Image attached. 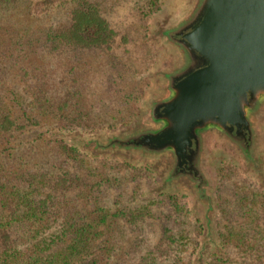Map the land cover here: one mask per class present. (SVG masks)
<instances>
[{"label":"trees","instance_id":"16d2710c","mask_svg":"<svg viewBox=\"0 0 264 264\" xmlns=\"http://www.w3.org/2000/svg\"><path fill=\"white\" fill-rule=\"evenodd\" d=\"M111 1L67 0L64 10L59 3L36 15L33 0H16L22 12L0 21V264H264V182L255 176L233 181L237 221L231 200L220 199L227 221L212 227L216 246L200 260L207 228L200 218L189 222L188 196L160 191L141 202L127 193L150 176L146 166L109 160L94 170L93 158L65 138L17 142L19 130L36 124L95 130L135 118L144 92L135 63L111 51L114 32H98ZM93 73L106 93L99 98ZM228 166L219 168L221 180L235 177ZM122 167L131 173L120 175ZM79 181L84 192H75ZM79 192L91 210L81 209Z\"/></svg>","mask_w":264,"mask_h":264},{"label":"rangeland","instance_id":"374dc122","mask_svg":"<svg viewBox=\"0 0 264 264\" xmlns=\"http://www.w3.org/2000/svg\"><path fill=\"white\" fill-rule=\"evenodd\" d=\"M15 1L0 5V21L4 18H13V15H19L18 12H22L18 11L19 8ZM66 1L33 0L31 4L34 14L49 15L50 13L46 12H52V7L56 4L61 3L60 8L64 10ZM193 2L194 0H113L105 4L106 29L103 28L98 32L115 33L111 51L124 57L123 59L131 64L135 63V73L140 76V82L144 85L143 95L135 100V118L129 124L112 125L95 130L65 129L58 122L45 125L36 124L19 130L17 142H21L27 148L43 135L51 139L65 138L68 143L77 146L90 156L87 161L93 158L94 162L90 165L94 170L102 165L100 162L109 160L129 161L134 166H146L151 172L150 176H144L141 182L138 180L134 182L129 189L126 188L127 193L138 197L141 202L156 198L160 191H171L188 196L186 201L192 209L189 222H197L198 219L195 218H200L207 228L199 253V258L202 260L209 247L216 246L211 240L214 237L211 236L212 227L218 225L219 222L227 221L225 215L218 214L217 207L221 198L231 200L228 210L233 211L232 217L237 221L236 210L239 208L236 200L239 196L236 190L238 187L234 190V179L247 175L255 176L264 182V105L258 112L255 125L256 134L252 140L251 152L246 153L238 142L227 137L216 135L204 137L199 159L200 178H202L200 181L196 176L184 173L174 174L171 177L170 172L175 167V156L169 151L141 153L134 149L131 152V148L124 149L116 143L118 138L137 134L158 124L153 118L151 104L170 94L168 86L170 75L186 61V55L182 50H172L169 47L168 44L171 43L167 30L177 26L185 15L190 13L194 7ZM142 32H147L145 37ZM94 74L90 77L91 86L97 91L95 97L99 98L101 94L106 93L101 92L97 78L93 77ZM117 95H122V93L117 92L114 96ZM225 166H228L234 173L233 179H220L219 168ZM83 171L85 172L82 175L88 173V169ZM119 173L125 175L131 173V170L129 167H122ZM90 178L95 179L94 181L99 179L95 175ZM76 185L78 186L75 192L79 190L84 192L80 181ZM117 195V192L111 193L113 202L118 198ZM79 201L82 205L81 209L91 210L93 208V204L84 201L82 195ZM156 224L160 231L163 230L164 221L161 218L156 220ZM140 233L136 229H129L132 241L139 240Z\"/></svg>","mask_w":264,"mask_h":264},{"label":"water","instance_id":"95a60500","mask_svg":"<svg viewBox=\"0 0 264 264\" xmlns=\"http://www.w3.org/2000/svg\"><path fill=\"white\" fill-rule=\"evenodd\" d=\"M193 4L167 30L169 47L182 50L186 61L170 75V94L151 104L158 124L116 143L131 152L169 151L175 156L171 177L184 173L200 181L205 136L230 138L251 152L264 105V0Z\"/></svg>","mask_w":264,"mask_h":264}]
</instances>
